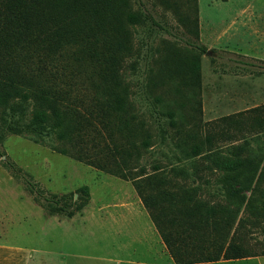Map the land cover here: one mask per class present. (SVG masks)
<instances>
[{
    "label": "trees",
    "instance_id": "trees-1",
    "mask_svg": "<svg viewBox=\"0 0 264 264\" xmlns=\"http://www.w3.org/2000/svg\"><path fill=\"white\" fill-rule=\"evenodd\" d=\"M136 1L140 12L133 11L132 0H0V143L7 134L38 144L55 141V152L131 182L174 264L262 257L264 250L249 244L245 227L264 222V151L250 148L245 139H264V104L239 114L240 119H221L234 129L223 138L229 141L225 148H213L210 136L199 140L195 127L178 123L174 111H155L159 141L168 138L192 170L155 163L147 173L140 161L154 135L135 109L124 68L137 55L136 27L165 29L142 0ZM179 21L196 36L188 18ZM187 45L204 53L199 45ZM165 59L161 72L171 62ZM227 61L264 70L251 62ZM177 63L180 69L174 65L170 76L180 73L182 84H198V62ZM129 67L134 71V62ZM154 100L163 102L162 97ZM203 154L210 161L204 169L218 172L212 174L218 186L212 191L200 188L210 182L197 174ZM28 186L34 190L30 181ZM76 193L73 205L67 196L43 197L49 215L71 218L79 212L87 187Z\"/></svg>",
    "mask_w": 264,
    "mask_h": 264
},
{
    "label": "rangeland",
    "instance_id": "rangeland-1",
    "mask_svg": "<svg viewBox=\"0 0 264 264\" xmlns=\"http://www.w3.org/2000/svg\"><path fill=\"white\" fill-rule=\"evenodd\" d=\"M132 1L133 11L140 12L137 1ZM169 1L178 6L142 0L165 31L136 27L133 46L137 55L124 68L135 109L154 135L152 147L140 161L147 173L155 163L184 167L188 173L192 170L168 138L159 141L155 111H174L178 123L186 129L195 127L199 140L210 136L215 140L213 148H225L229 141L223 138L234 129L221 119H240L239 114L264 104V70L227 61L264 67V0ZM182 16L190 20L188 28H195L196 36L179 21ZM187 43L201 46L204 53ZM164 56L171 62L161 72ZM186 60L198 62V84L193 86L181 83L183 74L176 78L169 74L174 65L180 69L177 62ZM130 62L135 64L134 71ZM156 97L163 102H155ZM159 121L166 129L167 119ZM245 140L250 148L264 151V139ZM56 144L50 140L38 144L13 134L0 143V264H164L170 260L165 248L153 257L152 250L145 253L138 241L116 233L126 205L131 208L135 201L141 202L132 183L55 152ZM202 157L200 171L210 164L205 154ZM28 181L34 184L33 191ZM82 186L87 187L88 199L81 201L79 212L71 218L49 215L43 197L67 196L66 202L73 205L76 190ZM245 232L255 251L264 250V222L247 225ZM202 264H264V256Z\"/></svg>",
    "mask_w": 264,
    "mask_h": 264
},
{
    "label": "crops",
    "instance_id": "crops-1",
    "mask_svg": "<svg viewBox=\"0 0 264 264\" xmlns=\"http://www.w3.org/2000/svg\"><path fill=\"white\" fill-rule=\"evenodd\" d=\"M217 173V171H212L211 169H204L203 171L199 170V172H197L198 175L211 176L210 178H207L210 182L201 183L200 188L205 191H212L216 189L218 186L212 181V174ZM129 208L130 207L126 205V210L119 215L118 220L120 225L119 228H116V233L128 236L131 240L138 241L137 243L141 246L140 250L145 253H149L151 250V254H154V252H157V254L161 253L165 246L160 236L155 231V227L142 203L139 200L135 201L134 207ZM122 223L126 224L124 225L125 231L122 230ZM157 254H154L153 257ZM169 259L170 260L165 259L164 264H174L170 257ZM122 263L124 262H120V264Z\"/></svg>",
    "mask_w": 264,
    "mask_h": 264
}]
</instances>
